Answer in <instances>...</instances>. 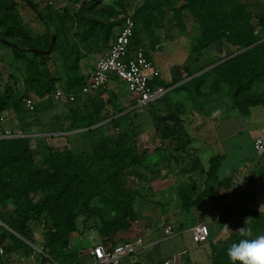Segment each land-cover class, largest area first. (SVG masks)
I'll use <instances>...</instances> for the list:
<instances>
[{
    "label": "rangeland",
    "instance_id": "rangeland-1",
    "mask_svg": "<svg viewBox=\"0 0 264 264\" xmlns=\"http://www.w3.org/2000/svg\"><path fill=\"white\" fill-rule=\"evenodd\" d=\"M19 1L23 17L29 27L35 33H43L46 28L38 19L36 12L23 1ZM103 1L106 2L101 8L108 9L109 6H114L117 10L120 9L119 19L122 20L133 16L138 8L147 1L153 0ZM240 1L252 13L251 21L256 30L262 29L259 26L258 16L264 11V0ZM35 2H38L39 9L49 14L52 19H56V15L63 13L64 9L72 10L75 6L72 0H35ZM181 4L183 0L179 5ZM175 5L179 6L178 0H175ZM194 22L193 15L187 10H182V13L178 14L177 10L168 8L163 18L157 22V26L153 25L151 29L156 37V43H160V40L167 42L160 46V49L152 45L151 41L154 37L149 34L150 31L142 26L139 27L135 44L131 46V54L143 44L160 72L156 82L177 84L169 87L161 99L141 108L134 103L136 97L127 90L125 84L120 81L110 83L93 98L102 99L106 111L115 117L123 115V118L118 127L110 125L108 123L110 119L96 124L93 128L100 126L101 128L92 135L81 133L86 129L68 131L69 109L76 105L55 99L52 90L43 95H39L35 89L28 91L24 82V71L19 69L18 62L15 63L13 60L12 64L3 61L0 63V93L6 86L11 85L19 93H30L38 103L37 113L24 110L25 118L28 119L26 125L22 128L13 126L11 130L16 136L32 135L33 153L38 164L43 163L44 156L48 155L49 145L60 149L71 148L75 154L89 158L90 161H86V165H92L90 168L93 172L105 177L108 161L100 159L94 153V148L107 138L113 145V142L122 135L126 142L125 147L138 155L139 161L129 167L126 175V185L133 192L138 193L134 203L137 217L132 220L129 228L113 233L112 239L119 242L120 239L122 241L142 237L145 248L125 256L122 264H163L167 258L175 259L176 264H212L214 254L218 253L225 242L232 241L235 234H240L239 229L243 227L249 229L252 238L262 235L260 229L251 225L252 219L233 213L232 208L264 210V201H262L264 172L260 170L264 157L260 158L254 148L255 139L264 137V107H254L250 115L241 116L237 110L231 108L233 102L227 96V86L221 88L213 86L217 75L213 73L203 75L212 69L211 66L218 63L219 58L234 49L230 44L218 42L216 47L213 46L207 62L214 60V63L201 71L198 70L207 62L199 65L194 54L187 49L190 40L195 38ZM53 25L55 27L57 23ZM65 27L72 37L75 33V24L69 21ZM189 31H192V34L183 37L180 41L184 46L182 50H175V45L178 43L175 38L186 35ZM100 41L101 47L106 45L102 40H94L96 53L92 54L93 56L104 54ZM74 42L79 46V39ZM60 50L52 53L50 62L40 64V67L44 74L50 75V78H57L56 84L63 88L66 86L67 77H71V80L78 79L85 73L82 69L72 73L66 71L64 60L66 56L60 55ZM190 73L194 74L189 76ZM201 76L203 83L200 85V92L191 95L186 90H173L174 87ZM50 78L48 77V80H51ZM39 88L40 86L37 89ZM174 113H177V120L170 117ZM168 117L170 119H167ZM158 119H162V124H159L161 127L179 128L181 131L178 130L177 135H182L181 132L185 131L190 139V145L184 151H178L176 147L179 146V142L176 141L175 136L162 138L157 132ZM6 124H10L9 120L4 123ZM212 157L216 162L220 161V167L217 172L218 180L210 181L207 179V170ZM220 181H223L222 184L219 183ZM204 191L208 193L203 195ZM30 195L33 201H38L44 194L32 192ZM103 197H106L104 193L93 203L103 205ZM198 197H202L198 204L191 205ZM189 203L190 207L186 209ZM38 215L41 219L38 220L33 215L27 222L26 231H31L29 234L34 241L32 246L35 253L32 262L41 261L36 249L42 248L46 236L43 215ZM0 217H4L7 221L0 219V228L3 231L4 228L12 230L8 223L17 221L19 225L22 221L19 218L17 205L13 202L0 206ZM96 221H90L89 226H85L82 217H79L78 231L71 236L69 251L77 252L81 264L91 263L90 252L101 242L99 230H90V226L96 224ZM198 222L207 223L211 230L210 239L203 244L195 243L191 234V227ZM226 225L230 229L228 232H225ZM5 242L8 245L12 244L11 238H7ZM0 252L2 264H23L30 260L18 251L7 252L1 247Z\"/></svg>",
    "mask_w": 264,
    "mask_h": 264
},
{
    "label": "trees",
    "instance_id": "trees-1",
    "mask_svg": "<svg viewBox=\"0 0 264 264\" xmlns=\"http://www.w3.org/2000/svg\"><path fill=\"white\" fill-rule=\"evenodd\" d=\"M21 1L36 12L35 14L46 29L43 33L38 34L29 27L23 17L19 0H0V43L11 47L19 69L24 71L23 76L27 90L35 89L39 95L50 90L53 92L57 85V78H50V75L44 74L40 67V64L50 62L52 53L61 49L60 55L66 56L64 59L66 71L77 72L80 69L81 56L74 37L81 35L82 43H88L91 39L97 38V32H101L100 39L108 42L114 34V28L122 26L126 18L119 19L121 11L114 6H109L108 9L98 8L103 0H72L75 8L64 9L63 13L56 15V19H52L49 14L40 10L38 2L35 0H30L33 5L27 0ZM180 3L181 0H178V5ZM77 4H80L79 8H76ZM168 8L177 10L178 14H181L182 10H187L193 15L195 28L199 31V35L192 40L191 51L197 60L205 58L206 55L209 57L211 48L216 47L218 42L228 43L234 47L226 56L217 60V62H223L203 74L217 75V79L213 83L214 87L227 86V96L233 102L231 108L237 110L241 116H248L252 108L264 107V11L258 16L259 26L262 27L258 31L251 21L252 13L240 0H183V4L179 6L175 5V0L147 1L131 16L136 23L135 36L131 46L135 44L137 31L142 26L150 31L149 34L152 38L154 37L151 41L152 45L154 48L156 47V37L151 29L153 25L157 26V22L163 18ZM69 21L84 29L81 32H75L71 37L70 31L68 32L65 27ZM55 22L57 26L54 27L53 23ZM52 29H54L53 32ZM53 35H56V42L51 55H48L43 51L50 47ZM139 46L145 47L143 44ZM242 50L244 51L240 52ZM237 52L240 53L234 55ZM147 56L150 57L148 53ZM224 59L226 60L224 61ZM212 63L214 60L207 62L198 70L201 71ZM193 74L190 73L189 76ZM202 76L192 78L174 87L173 90H186L191 95L198 93L200 85L203 83ZM48 77L51 80H48ZM86 79V74H82L78 79L71 80V77L65 79L66 86L62 89L76 94L75 101H67V104L76 105L69 109L70 128L68 131L86 129L81 133L92 135L101 128V126L96 128L93 126L108 119H110L108 121L110 125L118 127L123 115L115 117L105 110V102L102 99L94 100L93 98L103 88L91 94H81ZM112 81H120L124 84L123 81L115 77ZM152 83L167 88L177 84H165L156 82V80H153ZM38 86L42 89H37ZM24 97L33 96L28 92L19 93L11 85L6 86L0 93V114L6 109H14L24 120L25 111H28L23 103ZM134 103L137 105L136 98ZM37 104L36 102L35 113L39 111ZM176 114L170 116L171 119L177 120ZM161 122L162 119H158L156 125L159 135L162 138L175 136L176 141L179 142L176 149L184 151L190 145V139L185 131L181 132L182 135H177L178 130L181 131L179 128L161 127ZM123 136L113 142V145L110 143V139H103L94 148V153L100 159L108 161L105 177H100L93 172L90 168L92 165H86V161H90L89 158L75 154L71 148L60 149L49 145L47 146L48 155L44 156L43 163L38 164L33 153L32 137L1 138L0 206H6L9 202L15 203L22 221L19 225L17 221L8 223L12 230L4 228L3 231L0 228V248L3 247L7 252H21L29 258L34 255L33 237L29 234L31 231L26 230H28L27 222L33 215L38 220L41 219L38 214L43 215L46 228L44 243L38 254L42 262L81 264V261H78L77 252L69 251L71 236L78 231L77 220L79 217H82L85 226H89L90 221L97 220L96 224L90 226V230H99L100 243L108 248L134 241L135 239L122 241L120 239L117 242L112 239L113 233H119L129 228L132 220L137 217L134 203L138 193L133 192L126 185V175H128L129 167L139 161V157L133 150L125 147L126 142L123 140ZM219 167L220 161L216 162L212 157L207 170L208 180H218ZM260 170L264 172V165ZM222 182L219 183L222 184ZM32 192H42L44 195L38 201H33L30 195ZM103 193L106 196L103 197L104 204H94L93 202ZM206 193L208 191H204L203 195ZM200 198L202 199V197L195 199L191 205L198 204ZM189 207L190 203L187 204L186 209ZM232 211L235 214L246 216V219H252L250 222L253 228L260 229L264 235V211L235 207L232 208ZM0 219L7 222L4 217H0ZM7 238H11V245L5 242ZM240 238V234H235L232 241L225 242L218 253L214 254L212 264H230L227 249L231 243ZM0 264H2L1 261Z\"/></svg>",
    "mask_w": 264,
    "mask_h": 264
},
{
    "label": "built area",
    "instance_id": "built-area-1",
    "mask_svg": "<svg viewBox=\"0 0 264 264\" xmlns=\"http://www.w3.org/2000/svg\"><path fill=\"white\" fill-rule=\"evenodd\" d=\"M136 23L131 16L124 19L119 33H117L107 51L99 58L93 70L87 75L81 94L94 93L107 86L115 77L124 82L127 89L135 95L137 106L145 108L161 99L168 91L163 85L153 84L152 81L160 76L159 70L147 56V49L139 46L131 54V43L135 36ZM53 97L57 100L73 102L76 94L67 92L58 85L53 90ZM23 103L28 111H34L36 101L32 97H24ZM5 117L0 115V139L16 136L11 130L3 127ZM254 148L260 158L264 157V137L255 139ZM264 165V163H263ZM210 227L205 222H198L191 227L193 241L197 244L206 243L210 238ZM145 248L142 237L114 248H108L102 243L96 244L90 252V264H122L125 256L137 253ZM24 264H58L56 262H27ZM164 264H176L175 259H166Z\"/></svg>",
    "mask_w": 264,
    "mask_h": 264
},
{
    "label": "crops",
    "instance_id": "crops-1",
    "mask_svg": "<svg viewBox=\"0 0 264 264\" xmlns=\"http://www.w3.org/2000/svg\"><path fill=\"white\" fill-rule=\"evenodd\" d=\"M106 1H102L101 2V4L100 5H98V8L99 7H102L103 5L102 4H104ZM79 5L80 4H77V6L78 7H76V8H79ZM64 8V7H63ZM73 8V7H72ZM74 8H75V6H74ZM77 25V24H76ZM84 28L83 27H80L79 25L78 26H75L74 27V30H75V32H77V31H82ZM121 29V26H117V27H115L114 28V34L111 36V38H110V40L108 41V42H106V41H103V43L104 44H106V45H103L102 47H101V45H102V43H101V41H100V47H101V49H104V54H106L107 53V51H108V49H109V47H110V45H111V43H112V41H113V39H114V37H115V35L119 32V30ZM188 32V31H187ZM192 31H189V33L187 34L186 33V35L185 34H183V36H179V37H176L175 39L177 40L176 42H178L176 45H175V50L176 49H178V51H181L182 50V47H184L183 46V44L180 42L181 41V39L183 38V37H186V36H188L189 34H192L191 33ZM195 38L196 37H198V35H199V31H197L196 29H195ZM83 34V33H82ZM190 37H192V35L190 36ZM101 38V32H97V38H94V39H91L88 43H82V41H81V35H79L78 37L77 36H75L74 37V41H76L77 39H79V50H80V56H81V59H80V62H79V68L80 69H82V72L83 73H85L86 75H89V73L93 70V68H94V66H95V64H96V62H97V60L99 59V58H101L102 56H104V54L102 55V56H93L92 54H95L96 52L94 51V49H95V46H94V40H101L100 39ZM81 41V42H80ZM161 42L160 43H157L156 44V49L158 48V49H160V46H162L164 43H167V42H163L162 40H160ZM193 41L192 40H190V44H189V47L187 48V49H189V52H191L192 53V51H191V43H192ZM2 44V43H1ZM0 44V63H1V61H3V62H6V63H8V64H12L13 63V60H14V62L16 61V59H15V56H14V54H13V51H12V49H8V47L9 46H6V45H4V44H2L1 45ZM9 48H11V47H9ZM185 49V48H184ZM193 54V53H192ZM101 55V54H100ZM195 58H196V56H195V54L193 55ZM208 57H207V55L205 56V58L203 57V58H201L200 60H197L198 62H199V65L200 64H203L204 62H207V59ZM16 63V62H15ZM112 82H114V81H112ZM111 82V83H112ZM256 108V107H255ZM0 115H2V116H4L5 117V122L6 121H8L9 120V122H10V124H6V125H4L3 124V127L6 129V130H13L12 128H14L13 126H17V127H21L22 128V126H25L26 124V122H27V120L28 119H24V120H22L21 119V117L19 116V114L18 113H16L15 112V110L14 109H6V110H4ZM4 122V123H5ZM13 123V124H12ZM24 129H25V127H24ZM26 130V129H25ZM13 132V131H12ZM262 194V193H261ZM260 194V195H261ZM262 201H264V194L262 195ZM263 206H264V204H263ZM259 210H261V209H259ZM264 211V210H263ZM37 250V252L38 253H40L41 252V249L40 250H38V249H36ZM32 256H34V255H32ZM32 256L30 257V260H28L27 262H32L31 261V259H32ZM33 260V259H32ZM34 261V260H33ZM27 262H25V263H27ZM39 262V261H38ZM24 264V263H23Z\"/></svg>",
    "mask_w": 264,
    "mask_h": 264
},
{
    "label": "clouds",
    "instance_id": "clouds-1",
    "mask_svg": "<svg viewBox=\"0 0 264 264\" xmlns=\"http://www.w3.org/2000/svg\"><path fill=\"white\" fill-rule=\"evenodd\" d=\"M230 231L225 226V232ZM241 238L231 243L227 249L230 264H264V235L252 238L249 229H239Z\"/></svg>",
    "mask_w": 264,
    "mask_h": 264
},
{
    "label": "water",
    "instance_id": "water-1",
    "mask_svg": "<svg viewBox=\"0 0 264 264\" xmlns=\"http://www.w3.org/2000/svg\"><path fill=\"white\" fill-rule=\"evenodd\" d=\"M27 1H28L29 3H31V5H33V3H32L30 0H27ZM55 42H56V35H53V37H52V42H51L50 47L48 48L47 51H43V52L46 53V54H50L51 51H52V49H53V47H54ZM244 50H246V49H244ZM244 50H242V51H240V52H243ZM240 52H237V53H235L234 55L239 54ZM234 55H233V56H234ZM225 60H226V59H224V61H225ZM221 62H223V61L218 62L217 64L211 66L210 68H213L214 66L220 64ZM210 68H209V69H210ZM205 70H206V69H205ZM24 136L31 137L32 135L29 134V135H24Z\"/></svg>",
    "mask_w": 264,
    "mask_h": 264
}]
</instances>
